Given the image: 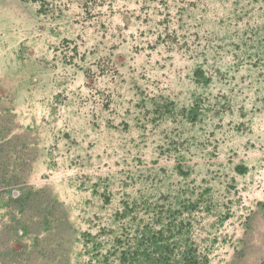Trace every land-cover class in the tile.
Segmentation results:
<instances>
[{
	"label": "rangeland",
	"instance_id": "374dc122",
	"mask_svg": "<svg viewBox=\"0 0 264 264\" xmlns=\"http://www.w3.org/2000/svg\"><path fill=\"white\" fill-rule=\"evenodd\" d=\"M7 206L49 263L264 264V0H0Z\"/></svg>",
	"mask_w": 264,
	"mask_h": 264
},
{
	"label": "crops",
	"instance_id": "0c3cea01",
	"mask_svg": "<svg viewBox=\"0 0 264 264\" xmlns=\"http://www.w3.org/2000/svg\"><path fill=\"white\" fill-rule=\"evenodd\" d=\"M50 204L56 206L58 201ZM6 209V215H0V264H58V257L48 261V253L57 243H50L56 219L44 211L28 216L24 208Z\"/></svg>",
	"mask_w": 264,
	"mask_h": 264
}]
</instances>
